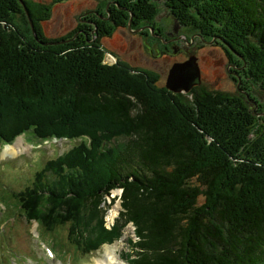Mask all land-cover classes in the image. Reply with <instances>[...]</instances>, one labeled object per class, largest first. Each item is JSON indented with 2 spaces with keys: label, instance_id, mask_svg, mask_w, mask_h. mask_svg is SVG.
I'll return each instance as SVG.
<instances>
[{
  "label": "trees",
  "instance_id": "trees-1",
  "mask_svg": "<svg viewBox=\"0 0 264 264\" xmlns=\"http://www.w3.org/2000/svg\"><path fill=\"white\" fill-rule=\"evenodd\" d=\"M123 1L136 4L143 22L157 15L154 0ZM165 4L205 39L230 43L246 63L240 79L252 76L264 92V0ZM22 14L19 0H0V145L21 133L79 143L17 192L21 214L46 236L68 226L86 253L132 222L138 240L124 254L129 264H264V115L251 110L249 96L203 87L189 101L168 96L102 64L98 46L50 45L40 26L37 39ZM98 115L105 124L74 123ZM118 187L122 210L110 229L103 204Z\"/></svg>",
  "mask_w": 264,
  "mask_h": 264
},
{
  "label": "rangeland",
  "instance_id": "rangeland-1",
  "mask_svg": "<svg viewBox=\"0 0 264 264\" xmlns=\"http://www.w3.org/2000/svg\"><path fill=\"white\" fill-rule=\"evenodd\" d=\"M19 2L23 8L22 23L25 26H28L27 23L30 24V32L32 31L37 39L40 35L37 34L40 26L44 32L42 35L52 39L49 41L50 45L57 42L77 46L81 44L82 49H86L85 52L98 46L97 48L102 52V64L117 66L116 69H126L132 75H139L143 82L155 85L158 90L163 89L168 96H172L170 92L180 93L187 99L185 101H189L194 96L191 94L192 89L194 90L197 86V89L203 87L212 91L243 93L247 97L243 88L250 87L249 79L245 77L239 82L237 79L241 76L234 72V69L229 71L225 69L233 61L228 51H225L229 47L226 41L220 40L217 35L207 36V39L214 43L210 42L204 46L203 55H208L210 62L223 61L225 63L223 71L215 74L212 67L208 69V62L203 58L202 68L205 80L202 84L193 86L186 92H176L167 87L173 65L183 62L189 51L194 49L193 39L201 44L203 42L200 39L205 37H202L198 29L192 27L188 29L186 26L180 28L179 19L173 16L172 11L165 4L166 0H154L157 15L155 19L144 22L134 14V10L139 9L134 2H132L133 5L121 0H23L24 3L19 0ZM31 2L42 5H33ZM43 4L52 5L51 13ZM37 15H40V18H46L40 22ZM175 19L182 34L178 43L184 42L180 53H175L172 44L165 43L163 39L156 38L152 33V30L155 34L159 30L164 33L165 29L174 26ZM53 39L60 40L53 41ZM207 50L213 52L214 57ZM236 54H232L234 59L237 60L239 56L242 59L241 54ZM153 74L157 77L156 84L154 80L151 81ZM221 74H224L226 78H221ZM254 88L261 91L257 83ZM255 96L260 97L258 94ZM246 100L251 110L261 116L264 115V102L256 104L248 98ZM51 103L52 107L61 104V102H55L54 105L52 101ZM101 116H78L74 123L78 125V128L80 124L84 125L82 127H88L90 123L97 125V122L102 121ZM20 138L24 143L22 150L16 155L4 154L5 146L16 144ZM78 143L79 140L65 137L39 142L32 137V134L21 133L14 142L0 145V264H97L100 259L105 260L109 250L114 247L125 264H129L124 254L133 249L131 240H138L136 227L132 222L122 227L121 237L106 240L98 249L86 253L77 250L79 248L76 247V239H71L69 236L68 226L56 228V231H59V237H56L57 233L52 230L46 236L42 229H37L38 224L35 218L30 220L27 219L26 212L21 214L19 206L24 204V200L22 203L19 201L17 192L31 185L35 171L49 159L58 157ZM122 190L120 187L112 189L106 196L107 203L103 204L108 210L105 224L110 229L119 225L116 220L119 219L122 210ZM115 209V216L111 218L110 215ZM70 241L74 244L72 245Z\"/></svg>",
  "mask_w": 264,
  "mask_h": 264
},
{
  "label": "flooded vegetation",
  "instance_id": "flooded-vegetation-1",
  "mask_svg": "<svg viewBox=\"0 0 264 264\" xmlns=\"http://www.w3.org/2000/svg\"><path fill=\"white\" fill-rule=\"evenodd\" d=\"M179 24L176 23V19H175V23H174V26L172 28H167L164 30V33H162L160 30L157 34H154V36L156 38H160L161 40L163 39V41L167 44H172V47L174 49V52L175 53H180V50L182 48V44L184 42H182V44H179L178 41L181 37L182 34H180V28L186 26L189 28H191V26L187 25V24H181V27L179 28L178 26ZM158 36V37H157ZM160 36V37H159ZM166 38V39H165ZM165 39V40H164ZM202 40L203 43L201 44H198L197 42H195V40L193 39L192 42H193V45H194V49L189 51V54L186 55V58H184V60H187L191 55L193 54H196L197 55V58H198V62H199V65L201 66V71H202V82L201 84L204 82L205 80V77H204V74H203V68H202V61H203V58L206 59V61L208 62V69H213L214 73L216 74V72H220L221 73V70L223 71V66L225 63H223V61L221 60H217V61H214V62H210V59L208 58V55H203V51H204V46L205 45H208L211 43H214L212 42L211 40L209 39H200ZM192 42H190L192 44ZM226 52L228 51L229 53V56H231L232 58V61L230 65H228V67L225 69L227 71L231 70V69H234L233 71L236 72L238 75H240L242 77V69H243V65H244V62L242 64V59H240L241 57L239 56V58L234 59L233 55L232 54H236L234 51H232V49H229V47H227V50H225ZM207 52H209V54L212 55V57H214V53L207 50ZM237 55V54H236ZM217 59V58H215ZM182 60V61H184ZM210 62V63H209ZM209 64H211L212 66H210ZM224 74H221L220 77L221 78H226L223 76ZM237 79V78H236ZM249 79V83H250V87L249 88H244L246 91L249 92L251 98L248 97L249 100H251L253 103H260V102H264V92H260V91H257L254 86H255V83L256 81L254 80V78L252 76H250V78H247ZM238 80V79H237ZM196 86V85H195ZM194 86V87H195ZM197 87V86H196ZM258 94V96H260L259 98H257L255 95ZM248 96V95H247ZM259 99V100H258ZM259 101V102H258Z\"/></svg>",
  "mask_w": 264,
  "mask_h": 264
},
{
  "label": "water",
  "instance_id": "water-1",
  "mask_svg": "<svg viewBox=\"0 0 264 264\" xmlns=\"http://www.w3.org/2000/svg\"><path fill=\"white\" fill-rule=\"evenodd\" d=\"M21 1L23 2V0ZM152 33L155 34L153 30ZM227 45L235 53H237V51L231 46L230 43H227ZM201 82H202L201 66L199 65L197 55L193 54L186 61L177 62L175 65H173L170 71L169 79L167 81V87L176 92H182V91L186 92V91H190L193 88V86L198 85ZM239 82H241L240 77H239ZM247 95L250 97L249 94Z\"/></svg>",
  "mask_w": 264,
  "mask_h": 264
},
{
  "label": "bare ground",
  "instance_id": "bare-ground-1",
  "mask_svg": "<svg viewBox=\"0 0 264 264\" xmlns=\"http://www.w3.org/2000/svg\"><path fill=\"white\" fill-rule=\"evenodd\" d=\"M21 138L16 142V144L14 145L10 144L8 146H5L4 154H9V155L18 154L22 150V147L24 146L23 139ZM115 212H116V209L114 210V212L111 213L110 215L111 218L115 216ZM97 264H125V262L123 261V259H121L120 255L117 254L116 249L114 247L109 250L107 254V258L105 260L100 259V262H98Z\"/></svg>",
  "mask_w": 264,
  "mask_h": 264
}]
</instances>
